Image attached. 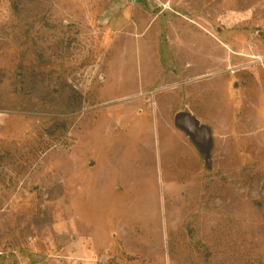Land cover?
Returning <instances> with one entry per match:
<instances>
[{
    "label": "rangeland",
    "instance_id": "obj_1",
    "mask_svg": "<svg viewBox=\"0 0 264 264\" xmlns=\"http://www.w3.org/2000/svg\"><path fill=\"white\" fill-rule=\"evenodd\" d=\"M0 248L264 264V0H0Z\"/></svg>",
    "mask_w": 264,
    "mask_h": 264
},
{
    "label": "water",
    "instance_id": "obj_2",
    "mask_svg": "<svg viewBox=\"0 0 264 264\" xmlns=\"http://www.w3.org/2000/svg\"><path fill=\"white\" fill-rule=\"evenodd\" d=\"M174 125L182 130L204 155V161L209 165L211 151L213 149V137L211 128L202 124L198 118L189 112L180 110L174 116Z\"/></svg>",
    "mask_w": 264,
    "mask_h": 264
},
{
    "label": "built area",
    "instance_id": "obj_3",
    "mask_svg": "<svg viewBox=\"0 0 264 264\" xmlns=\"http://www.w3.org/2000/svg\"><path fill=\"white\" fill-rule=\"evenodd\" d=\"M4 255V251L0 248V256Z\"/></svg>",
    "mask_w": 264,
    "mask_h": 264
}]
</instances>
